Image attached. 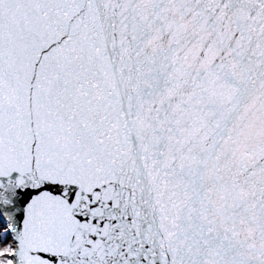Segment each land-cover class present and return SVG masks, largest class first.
<instances>
[{
    "label": "snow or ice",
    "instance_id": "obj_1",
    "mask_svg": "<svg viewBox=\"0 0 264 264\" xmlns=\"http://www.w3.org/2000/svg\"><path fill=\"white\" fill-rule=\"evenodd\" d=\"M0 264H264V0H0Z\"/></svg>",
    "mask_w": 264,
    "mask_h": 264
}]
</instances>
